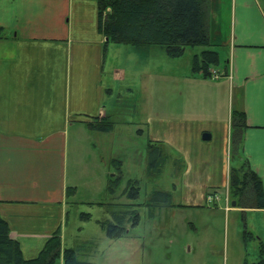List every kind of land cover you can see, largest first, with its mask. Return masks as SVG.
<instances>
[{
	"label": "crops",
	"instance_id": "obj_1",
	"mask_svg": "<svg viewBox=\"0 0 264 264\" xmlns=\"http://www.w3.org/2000/svg\"><path fill=\"white\" fill-rule=\"evenodd\" d=\"M209 11L210 47L229 59L223 70H211L216 77L193 73L192 84L200 86L187 88L186 98L204 105L220 95L223 116L204 132L212 139L224 128L226 147L231 131L234 148L232 113H245L234 155L238 165L250 164L264 191V0H210ZM0 34L1 213L30 259L57 230L63 239L77 175L90 166L78 138L94 131L88 123L95 117L107 115L109 45L98 30V0H0ZM69 188H75L71 197ZM249 232L264 243V228Z\"/></svg>",
	"mask_w": 264,
	"mask_h": 264
},
{
	"label": "rangeland",
	"instance_id": "obj_2",
	"mask_svg": "<svg viewBox=\"0 0 264 264\" xmlns=\"http://www.w3.org/2000/svg\"><path fill=\"white\" fill-rule=\"evenodd\" d=\"M209 17L210 11L208 24ZM139 49L109 44L103 104L114 127L110 132L85 130L78 138L81 156L91 162L78 173L79 192L66 207L63 247L95 264L257 262L260 244L251 237L245 241L244 232L260 235L264 214L239 208L229 194L230 170L237 164L231 131L227 147L222 127L212 139H203L210 133L204 130L223 116L222 98L217 95L204 105L186 98L187 88L200 86L191 82L194 56L215 49L220 54L216 67L223 70L228 52L187 46L182 56L173 58L163 46H147L145 53ZM150 143L164 152L157 167L151 165L155 152H149ZM120 174L122 182L111 194L110 180ZM133 189L138 191L135 199L129 196ZM158 191L170 193L176 206L162 200L156 205L152 197ZM115 203L140 204L139 223L127 225L128 234L119 239L110 238L100 225L111 219Z\"/></svg>",
	"mask_w": 264,
	"mask_h": 264
},
{
	"label": "trees",
	"instance_id": "obj_3",
	"mask_svg": "<svg viewBox=\"0 0 264 264\" xmlns=\"http://www.w3.org/2000/svg\"><path fill=\"white\" fill-rule=\"evenodd\" d=\"M209 4L210 0H98V30L107 38L106 47L110 43L131 44L140 48L158 45L166 49L168 56L177 58L183 55L187 46H212L208 24ZM219 63L217 51L204 50L200 56H194L192 72L212 78L214 73L211 70ZM231 120L234 149L238 153L242 143L241 134L247 128L246 115L235 111ZM88 126L94 131L110 132L114 123L105 115L95 117ZM154 145L150 143L148 148L152 155L155 152L151 165L157 167L164 160V152L155 149ZM114 163L118 166L120 161L114 160ZM121 182V174L111 179L108 191L115 194ZM229 184V194L236 200V205L264 209L262 181L247 161L231 168ZM74 194L75 188H69L67 196ZM129 196L137 198V189H133ZM172 198L170 193L162 191L155 192L152 197L154 202L162 200L165 205L174 206ZM139 205L111 204V219L100 222L110 238L125 237L128 234L127 225L139 223L136 209ZM156 205L159 204L156 202ZM82 217L91 218L90 214H83ZM10 233L11 227L2 216L0 201V264H57L60 260L62 264H95L81 260L77 250L63 247L61 229L47 240L36 257L30 259L24 258L19 242L12 239ZM250 237L253 238V234L245 231V241ZM259 254V260L253 264H264V243L260 244Z\"/></svg>",
	"mask_w": 264,
	"mask_h": 264
},
{
	"label": "water",
	"instance_id": "obj_4",
	"mask_svg": "<svg viewBox=\"0 0 264 264\" xmlns=\"http://www.w3.org/2000/svg\"><path fill=\"white\" fill-rule=\"evenodd\" d=\"M203 139L204 140H210L211 139V134L210 133H204L203 134ZM233 204L235 205L236 203L234 202Z\"/></svg>",
	"mask_w": 264,
	"mask_h": 264
}]
</instances>
